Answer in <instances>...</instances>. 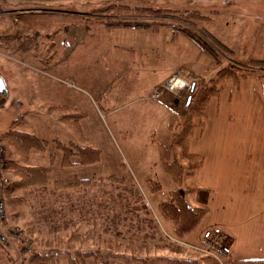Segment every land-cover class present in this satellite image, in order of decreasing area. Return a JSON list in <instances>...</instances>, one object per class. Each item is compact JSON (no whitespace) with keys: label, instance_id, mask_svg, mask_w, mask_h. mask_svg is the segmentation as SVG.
I'll use <instances>...</instances> for the list:
<instances>
[{"label":"rangeland","instance_id":"374dc122","mask_svg":"<svg viewBox=\"0 0 264 264\" xmlns=\"http://www.w3.org/2000/svg\"><path fill=\"white\" fill-rule=\"evenodd\" d=\"M203 1L0 0V76L7 88L0 94V132L16 120V130L44 140V157H57L44 184L9 189L16 191L5 199L6 224L16 235L6 249L17 250L15 262L28 256L37 258L33 264H65L70 251L78 264H160L156 248L181 245L185 258L200 255L211 264L187 252V244L224 224L242 257L263 254L264 61L255 59H264V15H258L264 9L254 1H214L210 24L193 14L208 12ZM159 7L163 12H150ZM138 18L160 28L125 25ZM201 25L216 31L223 46ZM181 28L206 41L212 55ZM199 79L221 87L201 118L185 114L191 83ZM74 112L77 118L66 115ZM185 115L191 130L178 139ZM1 142L6 156L9 145ZM78 142L97 149L99 158L72 176L58 162L62 147ZM160 144L170 145L181 182L167 173ZM175 188L207 208L184 242L157 210ZM37 248L56 255L55 263L36 257Z\"/></svg>","mask_w":264,"mask_h":264},{"label":"trees","instance_id":"16d2710c","mask_svg":"<svg viewBox=\"0 0 264 264\" xmlns=\"http://www.w3.org/2000/svg\"><path fill=\"white\" fill-rule=\"evenodd\" d=\"M210 1L211 0H205L202 2L203 5L201 4L203 6L202 8H205V10L208 11L207 13L201 11V9L199 10L197 9L193 11V14L201 16L200 19H203L211 24L212 18L214 17V13L217 11L211 5L214 3V1H218V0H212L211 2ZM222 2L224 1L222 0ZM122 7H127V6L123 5ZM159 9L160 7L158 8V10L154 9L155 11H150V12H163V10H159ZM145 10L149 11L148 9ZM198 12H201V15ZM125 25L137 27V28H146L154 32L160 28L159 27L160 23L153 22V20L142 19V18H138L133 22L129 21ZM201 27L205 29L206 32H208L212 36L214 43L217 44L218 47L223 46L221 45L223 44L222 41L220 40L221 36L216 31L214 30L211 31L210 29L208 30L206 25L205 26L201 25ZM178 29H175L176 31H174V33H179L180 29L179 30ZM181 30H183L184 31L183 33L186 34L188 37H190L202 50H204L205 52L207 51L208 53L211 54V52L209 51L210 46L206 43V41H203L198 35L196 36L195 33H193L188 29L181 28ZM255 60L264 61V59H255ZM229 69H233V68H229ZM242 73L244 74V72ZM219 74H221V71L219 72ZM236 74L237 72L235 70L228 72L229 76H233L232 78L233 83L237 85L238 81ZM220 88H221L220 86L212 85L210 83L202 84L201 79H199V81H195L194 87L191 93L189 94L188 99L185 102L187 109V111H185V114L196 115L198 118L203 117L205 115L206 108L208 106L209 98L211 96H218L220 94L219 93V91L221 90ZM193 102H195L194 105ZM76 114L77 112L66 113V115L69 118H74V116H76L75 118H77L78 116ZM15 123L16 120L12 121L10 125H8L9 127L6 130L0 132V142L1 140H5L7 143L12 145L14 150H20L21 152H25V153L32 149L38 151L44 150L45 142L43 139H40V137L32 133L16 130L14 128ZM171 123L172 122L168 124L169 129L173 127ZM202 126H203V119H202ZM190 130H191V124L188 121V116L185 115V119L182 123V131L180 132L178 139L181 137L182 138L186 137L187 133ZM72 145L73 146L71 148L61 146L64 150V154L62 157V164L64 166H69L74 164H91L98 160L99 151L97 149L91 146H82V145L80 146L76 144H72ZM169 146L170 145H164V144H160L158 146L160 158L163 161V165L167 173L173 178V180L176 183H179L181 182L182 179L181 176L182 171H180L181 166L176 163L175 159L171 158L170 160L171 148ZM72 157H76L78 159H73ZM51 159L53 158L51 157ZM7 166L8 168L10 167L14 169V171L19 175V180L15 181L14 183H16L20 187L33 186L36 184H44L46 182V175L49 167L40 166V165L22 166L15 163V161L9 159L7 160ZM11 183L9 186H11ZM157 210L159 211L163 219H166L171 222L173 236L176 238V240L179 239L181 241H184L186 232L193 229L195 225H197V223L207 213V208L205 206L192 205L187 200L186 196L184 195V192L176 188L170 191V198L168 200H163L158 203ZM82 252L85 253L88 251H82ZM66 253L69 256V259L65 264H78V262L75 260L76 259L74 256L75 254L71 255L70 251H66ZM74 253H76V250L74 251ZM90 254L95 255V253L92 250L91 252H89V255ZM110 254L116 256L119 255L117 253H110ZM36 257L55 263L54 258L56 257V255L54 254L52 255L50 253H44V254L42 253V254H37ZM123 257H127V256L123 255ZM157 259L165 261L166 264H200L199 260L196 258L158 257ZM126 260H128V258ZM211 260H212L211 264H217L213 259ZM79 264H86V263L80 261ZM228 264H264V257L235 259L231 257V254H229Z\"/></svg>","mask_w":264,"mask_h":264},{"label":"crops","instance_id":"0c3cea01","mask_svg":"<svg viewBox=\"0 0 264 264\" xmlns=\"http://www.w3.org/2000/svg\"><path fill=\"white\" fill-rule=\"evenodd\" d=\"M27 1H36V0H27ZM245 1H247V2L254 1L253 4L255 5V7L259 8V9L260 8L264 9V0H245ZM75 2H77V0H72L71 3H75ZM238 4H241V2H236V5H238ZM242 11H244V13L246 14V10L245 9H242ZM263 11H260V13L258 15H264ZM167 128H168V126H167ZM7 144L9 145V150L6 152L7 160L8 159L9 160H13V161H15V163H17L18 165H22V166H36V165H40V166L49 167L51 170H53L52 168H54V165H55L56 159H57L56 154L54 155L55 158L52 160L51 159V154L47 155V157H44L42 155L44 152H41V151H38V150L36 151L34 149L28 151L27 153H25V152H21L20 150H14L12 145H10L9 143H7ZM78 144H80L82 146H88L89 145V144H81L79 142H78ZM22 157H25L28 160H24V159H22ZM73 159H75V158H73ZM61 165H62V155L59 157V162H58V166L61 167ZM88 165L89 164H74V165L66 166V168H67L68 172L70 173V175L78 176L79 171H81V170H79V168H83L82 166H84L83 171L84 170L86 171L85 168H87L86 166H88ZM75 168H78V169H75ZM73 169H75V170H73ZM77 170H79V171H77ZM85 171H84V173H86ZM8 173H9V176L11 178V182L12 183H14L15 181L19 180V175L14 171V169L9 167ZM79 176L82 177V175H79ZM12 183H11V185H12ZM10 187L11 186L7 187L6 190L4 191V197H5L6 201L8 200V197L10 195H14L15 191H16V190H11L12 192L9 193ZM28 187H31V186H28ZM42 189H45V187H43ZM8 194H9V196H8ZM6 222H7V213H6ZM220 227L227 233V235L230 238V248H231V257L232 258L240 259V258H262V257H264V252H262L263 254H261L260 256H257V257H242L241 255H243V252L240 249L239 243L237 242V236L233 232H231L229 230L227 224L220 225ZM163 237L165 238L164 235H163ZM8 246L12 247L11 242L8 243L7 245H1L0 244V264H33V261L35 259H37V258H34V257H28L27 256L25 258H22L21 261L19 263H17V262H15L14 258L12 257L13 254L16 255L17 250L13 249V248H12V250H10L9 248L6 249V247H8ZM13 246H14V244H13ZM167 247H168V245H164L161 248H156L155 249L156 252L154 253V258H153L154 261H157V262H159L161 264V263H163V262H161L162 260H160V259L157 260L156 257H161V256L173 257L174 255H177V256H174V257H182L183 256L182 253L184 252L185 249H183L181 245H180V248L177 246L176 249H174L173 251L172 250H168ZM34 250H35L36 254H42L43 253L42 252L43 249H41V248H37V249H34ZM158 251H162V252H158ZM253 251H255V249H253ZM12 252H14V253L12 254ZM187 252H189L191 254H196V255L200 254L198 251H195V250H192V249L190 251H187ZM116 253L120 254L119 252H116ZM121 254H124V253H121ZM179 254L181 256H178ZM199 257H201V256L199 255L198 258H196V256H195L194 258L199 260L200 259ZM199 263L200 264H209V263L202 262L201 260H199ZM104 264H109V262H105ZM164 264H166V263H164Z\"/></svg>","mask_w":264,"mask_h":264},{"label":"built area","instance_id":"2783aa9c","mask_svg":"<svg viewBox=\"0 0 264 264\" xmlns=\"http://www.w3.org/2000/svg\"><path fill=\"white\" fill-rule=\"evenodd\" d=\"M178 83L177 79L168 83L174 85ZM159 92H154L153 96L157 97ZM7 159L5 157V149L0 142V244L7 245L11 242V238L16 235L15 231H11L10 226L6 224V208L4 191L11 183L8 173ZM187 244V243H186ZM200 254L213 259L217 264H228L230 254V244L227 241V234L219 227L214 226L206 228L201 232L197 244H187Z\"/></svg>","mask_w":264,"mask_h":264},{"label":"water","instance_id":"95a60500","mask_svg":"<svg viewBox=\"0 0 264 264\" xmlns=\"http://www.w3.org/2000/svg\"><path fill=\"white\" fill-rule=\"evenodd\" d=\"M193 87H194V82L191 83L190 91H192ZM0 94H2V95L7 94V88H6V85H5L3 78L1 76H0Z\"/></svg>","mask_w":264,"mask_h":264}]
</instances>
